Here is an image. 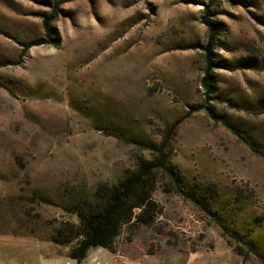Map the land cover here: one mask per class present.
I'll return each mask as SVG.
<instances>
[{
	"label": "rangeland",
	"instance_id": "1",
	"mask_svg": "<svg viewBox=\"0 0 264 264\" xmlns=\"http://www.w3.org/2000/svg\"><path fill=\"white\" fill-rule=\"evenodd\" d=\"M58 1L0 0V264H78L61 224L143 170L83 264H264V0H73L52 42Z\"/></svg>",
	"mask_w": 264,
	"mask_h": 264
},
{
	"label": "trees",
	"instance_id": "2",
	"mask_svg": "<svg viewBox=\"0 0 264 264\" xmlns=\"http://www.w3.org/2000/svg\"><path fill=\"white\" fill-rule=\"evenodd\" d=\"M68 1L73 0H59L53 14L44 19V28L52 42H54L52 23L57 17V10L62 3ZM204 23L208 27L209 39L204 48L206 54V71L202 79V86L206 90L207 97L211 99V95L214 94V51L217 47L219 29L210 21L209 17L204 20ZM41 44L45 43L31 44L28 48ZM160 154L161 160L159 163L169 177L175 192L178 195L184 196L185 192L181 185L180 177L176 176L174 171L167 167L165 155L163 153ZM146 174H149V172L143 170L141 174L124 182L121 188L112 192L101 206L93 207L86 205L83 210L84 212L79 214L81 220L80 225L62 223L58 233L65 237L61 240L54 237L53 241L56 244H68L75 239H79L78 245L73 250L71 256L77 260L78 264H83L87 259L89 251L93 248L101 247L113 251L114 240L118 236L121 226L129 223L132 215H134V210L141 209L146 202V199L143 198L144 176ZM129 201L138 203H135V206L130 208ZM193 201H195L194 203L202 204L199 200ZM203 207L206 211H209V214L212 213L202 204ZM247 245L253 251L252 244L248 243Z\"/></svg>",
	"mask_w": 264,
	"mask_h": 264
},
{
	"label": "built area",
	"instance_id": "3",
	"mask_svg": "<svg viewBox=\"0 0 264 264\" xmlns=\"http://www.w3.org/2000/svg\"><path fill=\"white\" fill-rule=\"evenodd\" d=\"M93 264H100L99 262L93 263Z\"/></svg>",
	"mask_w": 264,
	"mask_h": 264
},
{
	"label": "crops",
	"instance_id": "4",
	"mask_svg": "<svg viewBox=\"0 0 264 264\" xmlns=\"http://www.w3.org/2000/svg\"><path fill=\"white\" fill-rule=\"evenodd\" d=\"M99 253H101V252H99ZM103 253V252H102ZM49 262H51L52 260H48Z\"/></svg>",
	"mask_w": 264,
	"mask_h": 264
}]
</instances>
